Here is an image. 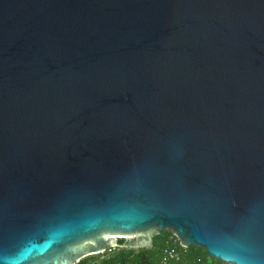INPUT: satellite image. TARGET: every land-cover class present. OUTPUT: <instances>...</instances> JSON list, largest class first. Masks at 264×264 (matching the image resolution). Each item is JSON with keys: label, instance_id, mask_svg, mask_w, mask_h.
Wrapping results in <instances>:
<instances>
[{"label": "water", "instance_id": "obj_1", "mask_svg": "<svg viewBox=\"0 0 264 264\" xmlns=\"http://www.w3.org/2000/svg\"><path fill=\"white\" fill-rule=\"evenodd\" d=\"M164 231L264 264V0H0V264Z\"/></svg>", "mask_w": 264, "mask_h": 264}, {"label": "trees", "instance_id": "obj_2", "mask_svg": "<svg viewBox=\"0 0 264 264\" xmlns=\"http://www.w3.org/2000/svg\"><path fill=\"white\" fill-rule=\"evenodd\" d=\"M169 231L161 232L154 237L151 247L132 248L124 246L125 239L119 240V246L104 253L89 255L77 264H226L211 256L197 245L186 248L179 260L163 262L165 240Z\"/></svg>", "mask_w": 264, "mask_h": 264}, {"label": "built area", "instance_id": "obj_3", "mask_svg": "<svg viewBox=\"0 0 264 264\" xmlns=\"http://www.w3.org/2000/svg\"><path fill=\"white\" fill-rule=\"evenodd\" d=\"M186 248L188 247L181 243L180 238L175 233L170 232L165 240L163 262L179 260L182 253L186 252Z\"/></svg>", "mask_w": 264, "mask_h": 264}]
</instances>
